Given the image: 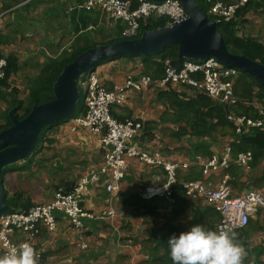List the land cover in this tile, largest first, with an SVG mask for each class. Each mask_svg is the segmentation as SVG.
I'll list each match as a JSON object with an SVG mask.
<instances>
[{"label": "built area", "instance_id": "2783aa9c", "mask_svg": "<svg viewBox=\"0 0 264 264\" xmlns=\"http://www.w3.org/2000/svg\"><path fill=\"white\" fill-rule=\"evenodd\" d=\"M257 0H232L230 3L221 0H206L207 14L215 22H228L235 18L236 11ZM78 8L88 11L101 10L110 18L119 22L122 40H133L141 34V25L148 19H165L164 27H171L187 19V14L178 0H82ZM5 61L0 57V78L3 76ZM164 76L160 80H152L149 76L139 75L135 78L127 77L124 82L112 90L105 89L95 72L84 76L82 87L84 89V112L75 120L76 125L88 128L96 134L101 148L104 151V162L98 174L107 175L104 180L105 192L109 201H115L121 191V181L127 173L131 161L147 167H162L165 171L164 183L161 185L148 184L139 192L142 200L149 201L161 198L172 202L174 189L179 185L185 198L202 197L213 206L220 215V222L216 227L230 230L245 228L250 219L258 213H263L264 197L255 190L245 192L243 195L232 196L228 174L221 176L217 185L203 181H181L176 176L178 169H188L197 166L203 177L217 174L229 167L230 149L223 154H214L203 159L196 157L193 162H171L162 158L158 151L142 148L139 138L144 132L143 125L138 120H116L112 110L124 105L127 97L134 92H141L150 85L159 89H166L170 85L186 87L209 97L213 102L231 107L236 104H246L234 96L233 84L237 72L225 67L213 58L196 61H183L175 66L169 59L164 60ZM240 102V103H239ZM260 118L253 119L246 116H236L228 113L226 118L235 125L237 136L245 135L254 129H264V111L259 110ZM252 161L250 152L237 154L234 163L248 169ZM81 178L71 192L65 188L57 187L52 198L41 205H33L26 210L17 209L11 213L0 214V256L9 251L11 247L23 242L35 245L34 241L43 227L49 234L57 230V217L66 219L75 228L82 230L84 219L92 220L95 217L84 211L77 196L84 188L97 180V175ZM158 179V178H157ZM114 209L103 212L99 219L115 217ZM97 218V217H96ZM35 248V247H34ZM38 261L42 260L44 251L36 249ZM129 264H133L132 262Z\"/></svg>", "mask_w": 264, "mask_h": 264}, {"label": "trees", "instance_id": "16d2710c", "mask_svg": "<svg viewBox=\"0 0 264 264\" xmlns=\"http://www.w3.org/2000/svg\"><path fill=\"white\" fill-rule=\"evenodd\" d=\"M194 1L202 8L206 17L209 20H213V18L207 14V7L209 5L206 0ZM79 2H81V0H79ZM250 4L251 3L244 6V8H248ZM252 6L254 9L264 8V0H258L256 3L253 2ZM81 10H74L73 14L72 12H69V17L71 16L70 21L73 25V32L75 34V38L69 48V51L62 52L42 64L35 76L29 80L24 98H18V91L16 90V87L11 85V78L17 76L21 70V64L19 62L21 56H19V52L12 51L1 57L5 61V66L3 68V76L0 78V103L5 104L6 107L3 110L0 108V132L11 126L7 115L10 109L15 108L16 118H18V120H22L28 115L33 106L41 105L53 99L52 86L65 65L71 63L77 56L91 48L122 40L120 37V28L118 27V31L115 33V36L114 32L110 36L102 35V40L98 41L97 38L90 35L88 32L92 26L94 27L97 23V17H91L86 14L87 12ZM240 10L241 9L236 11L237 13L232 21L218 23V31L230 53L243 55L249 60L257 62L264 67V43L255 38L242 37L237 34L239 22L236 18L239 17L241 13ZM164 25L165 19L163 18L148 19L147 23L141 26V32L160 29L163 28ZM80 30L84 31L82 34L78 35ZM138 38L139 36L136 39ZM14 41L15 38H11L10 35L0 34V44L8 45ZM153 55H158L157 58L161 60L159 63L155 64L154 68H149L148 61L155 56L151 57L148 55L140 58L146 71L152 75L153 79L158 80L162 79L164 76V60L169 59L175 66H179L184 61L177 59L176 47L170 48L163 53ZM135 57L139 56L125 55L117 58L134 59ZM233 92L234 96L240 99V102H247V105L236 104L231 107H226L222 104L213 102L209 97L199 92L194 93L192 97H185L181 93H177L169 89L158 91L156 95V102L164 107V111L160 115V124L171 126V128H169L172 133L171 136L176 139V142H179L183 138H187L186 146L183 148L186 152V158L193 160L196 157L210 158L213 155V148H215V145H217L220 139H230L228 148L230 149L231 162L226 172L231 178L229 181L230 186L236 189L237 192H241L242 190L247 189L248 183L245 184L239 182L243 169L237 166L234 161L237 154L250 152L252 154V161L248 164L250 171L257 169L264 162V129H254L248 134L237 136L235 134V125L229 122L226 116L228 113H231L232 115L246 116L253 119L260 118L258 114L259 110L261 109L264 111V84L259 83L246 74L237 73L233 84ZM83 109V98L80 97L77 102L76 112ZM112 114L114 115V113ZM117 118L118 120L123 121L121 118ZM160 124L153 121H146L143 128L148 130L149 134L152 132L153 128L156 129ZM57 125L58 123H54L50 126V128L52 129ZM46 132L47 128L40 131L36 147L29 155L28 159L21 164L17 163L12 165L7 169V172H25L30 170V166L33 167L36 165L35 157L38 154L36 151L44 142ZM179 149L182 150L181 148ZM192 168L197 169V171H189L187 175L183 176V181L190 182L200 180L201 171L195 166ZM160 170L165 174L162 167H160ZM179 178L181 179V177ZM1 184L3 188L4 202L9 207V209L3 213H11L18 208L26 210L30 207V200L28 198L24 199L22 192H18L13 196L8 195V192L4 187L3 176H1ZM251 185L256 189H260L264 186V168L261 171L260 176L254 177L251 180ZM172 187L175 190H179L183 196V191L179 185H174ZM65 190L66 192H70L73 190V186H65ZM172 197H174V195ZM129 198L133 200L132 205L135 204L145 210L143 212L144 217L157 218L160 216L159 212L156 210L163 208L162 203L160 205H149L154 200L162 201V199L154 198L152 200L145 201L142 200L138 194L130 196L127 195V201ZM175 198V206L178 207V210L173 212L172 215L176 217L180 215L181 217L186 214V210H189L187 218H190V227L194 224H200L207 229L216 230V227L220 222V216L212 207H194L191 204V200L188 198L176 195ZM165 220L166 222L159 228H154L152 226V221H147L145 223L143 234H146V240L143 238L141 240H137L132 237H125L121 239L123 242H130L132 246L139 247L141 253L144 256H148L146 259H142L135 264H172L168 249V239L173 234H178L174 218L171 217L172 224H170L171 222L169 217ZM262 230V226L257 221L251 219L245 228L237 230L235 233L236 239L246 250V256L243 264H263L259 261V259L260 256L264 254V249L261 246L251 248L249 245V235L253 231ZM262 244H264V238L262 239ZM48 253L49 252H45L43 257ZM251 255L255 257V260L251 258Z\"/></svg>", "mask_w": 264, "mask_h": 264}, {"label": "crops", "instance_id": "0c3cea01", "mask_svg": "<svg viewBox=\"0 0 264 264\" xmlns=\"http://www.w3.org/2000/svg\"><path fill=\"white\" fill-rule=\"evenodd\" d=\"M8 1H17L18 3L20 1H24V4L26 3V0H8ZM29 3H32L34 0H29ZM46 1V0H42ZM52 2L56 5V8L53 9V15L55 16H61L60 11L57 10V4H64L68 6V9L70 13H74V10L79 11L81 10L78 8V5L82 3L79 2V0H47ZM65 1V2H63ZM219 1V0H218ZM226 3H230L232 0H221ZM39 2V1H38ZM195 2V1H194ZM258 2V0L256 1ZM254 2V3H256ZM26 3V4H29ZM248 5V4H247ZM253 3L250 4L248 8H244V6L240 7V15L236 20L239 22V24H242L243 26H247V33L242 36L237 33L239 36L242 37H252L257 39L258 41L264 43V34H259V32L262 30L264 31V8L260 9H254ZM198 6V5H197ZM4 7H11L9 5H4ZM200 7V6H198ZM201 8V7H200ZM202 9V8H201ZM238 9V10H239ZM83 11L87 12V15H91L94 18L97 17V21L103 19L104 22H112L113 30H111V34L118 31V27L121 31V26L119 22L113 20L110 18L105 12L101 10H92L88 11L85 9H82ZM81 10V11H82ZM208 10V7H207ZM237 10V11H238ZM204 12V11H203ZM17 13V12H15ZM237 13V12H236ZM71 16L69 17V22L71 23ZM213 21V20H211ZM72 24V23H71ZM144 25V24H142ZM141 25V26H142ZM84 30H80L78 32V35L82 34ZM16 33L14 30H12L10 33L6 32H0V34H8L11 36V38H16L15 36H12L11 34ZM143 32L139 35V37L142 35ZM73 34V32H72ZM86 34V33H85ZM110 34V35H111ZM17 35V33H16ZM109 35V36H110ZM113 36V37H114ZM75 38V34L73 36V39L71 41V44ZM133 40H136L133 39ZM120 41V40H118ZM58 42V40H57ZM116 42V41H115ZM114 43V42H113ZM13 44L10 43L8 45L0 44V57H3L10 53V51L6 52L5 47L12 46ZM99 46V45H98ZM71 47V45H70ZM95 48V47H94ZM92 49V48H91ZM13 52L16 50H12ZM11 51V52H12ZM69 51V50H68ZM155 56L152 57L148 63L149 68H154L156 63H159L161 60L158 59V55H150ZM140 59V60H139ZM44 63V62H43ZM42 63V64H43ZM141 67H144L143 64H141V58L135 57L134 59H127V58H117L112 61L105 62L98 67L94 69L95 73L100 79L101 85L108 90L113 89L116 86L121 85L125 79L121 78L118 73L121 70L128 71V72H134L139 73L141 71ZM133 74V73H132ZM134 75H143V74H134ZM123 79V80H122ZM122 80V81H121ZM158 80V79H154ZM121 81V82H120ZM149 86L148 88L142 90L141 92L134 93L130 95L129 100L121 107L114 108L112 113L113 118L118 120L117 117L121 118L123 121L126 120L127 117L125 116L126 111L124 109H129V113L131 117L127 120H138L142 123L144 127V123L146 121H153L157 124L160 122V115L164 111V107L156 102V95L157 92L160 90H167L166 89H159L155 93L153 90H155L154 87ZM156 87V86H155ZM79 88L81 89V96H84V89L80 85ZM157 88V87H156ZM186 89V88H185ZM151 90L153 93H151ZM192 90L193 93H198L193 89H187ZM183 95V94H182ZM140 96V100L143 101V106L141 108L138 107V104H136L135 100H138V97ZM185 97H192V95H186ZM153 101L155 103L154 109L148 108L149 103ZM0 103V108H1ZM2 109V108H1ZM13 109V108H12ZM11 110V109H10ZM9 112V111H8ZM78 112V113H77ZM75 112V114L65 122H59L57 126L47 130L45 134V140L52 141L53 144L51 147H54L56 150L63 149L64 147L69 146L67 149H74L77 152H85L88 154L87 157L89 158V164L87 165L86 171L83 174L81 178L84 177H90L93 174H98L99 169L101 165L104 162V151L100 146L99 139L97 138L96 134H93L90 132L88 128L81 127L76 125L75 120L78 117H81L83 115V110H79ZM8 115V114H7ZM117 116V117H116ZM133 118V119H132ZM120 121V120H118ZM121 121V122H123ZM69 125L68 127H66ZM70 126L74 128H78L75 132L74 128H69ZM159 127V126H158ZM69 128V129H68ZM170 130V129H168ZM152 133V132H151ZM149 133V134H151ZM139 142L142 148H146L149 150L158 151L163 159L166 161L171 162H193L195 160L188 159V158H182V159H174V160H168L166 159L162 153V146L161 144L151 136L148 139V130H145L139 138ZM173 141L176 142V139L173 138ZM230 142L229 138L224 139L223 146L220 149H217L216 147L213 148V155L218 154L221 155L223 152L228 148V144ZM43 143L40 145L39 149L42 147ZM46 145V142L45 144ZM47 147V146H45ZM39 149L36 152H39ZM73 151V150H72ZM80 156V155H78ZM212 157V156H211ZM202 158V157H200ZM28 159V158H27ZM26 159V160H27ZM170 159V158H169ZM188 159V160H186ZM25 160V161H26ZM24 162V161H23ZM22 162H18V164H21ZM17 164V163H16ZM14 165V164H13ZM138 167L137 176L134 173L135 168ZM12 166V165H11ZM11 166L4 168L1 176H5L7 172V169ZM195 165H192L190 168L186 169H178L176 171V176L179 180L183 181V176L187 175L189 171L194 170L197 171V169L192 168ZM230 166V165H229ZM197 167V166H195ZM262 167V170L264 168V162L259 166ZM198 168V167H197ZM32 167L30 166V170ZM199 169V168H198ZM228 169V168H227ZM221 170L217 174L203 177L201 175L200 180L197 181H203V182H211L214 185H217L221 179V176L224 174H228L226 170ZM200 170V169H199ZM260 169L254 170V177L260 176ZM140 171V172H139ZM11 172V171H9ZM21 172V171H20ZM28 172V171H25ZM250 172L244 171V174H247ZM229 175V174H228ZM164 176L165 174L162 173L160 168L157 167H147L141 164H138L137 162L131 161L127 173L125 177L121 181V192L118 196V198L115 201H109L107 194L105 192V185L104 180L106 179L107 175L98 174L97 180L93 183L87 185L84 190L77 196V201L80 205V207L92 214L95 219L87 220L84 219L82 221L83 229L81 230L83 234H86V241L90 239H97L98 240V250H88V244H84L81 240H79L78 237H80L78 231L72 224H70L66 219L57 217V230L54 235H52L50 240L52 241L49 244H42L40 242V239L38 237L42 235V233H47L43 227H40L39 234L37 235V238L35 239L34 247L36 249H40L45 252H49L42 258V260L38 261V264H126V262H132L133 264L138 263L142 259H146L148 256H144L139 247L132 246L130 242H122L121 239L125 237H132L137 240H141V231L143 229V225L146 221H152V226L154 228H159L163 223L164 220L163 214L166 213V217H169L170 224H172L171 217L174 218V223H176L177 228V234L179 235L183 231H187L190 228V218H187V215L189 214V210H186V214L180 217L172 215L173 212L177 211L178 207L175 206V195L184 197L181 195L179 190H175L174 188V197H172V202H168L164 199L161 200H154L150 203L149 206L152 205H160L162 203V207L160 209H157L156 211L159 212L160 216L157 218H146L143 216L144 209L136 206L135 204L132 205V199L129 198L127 201L126 197L127 195H133L138 194L139 196V186L140 183L143 184V186L148 184L153 185H161L164 183ZM181 177V179L179 178ZM230 177V175H229ZM80 178V179H81ZM158 178V179H157ZM79 179V180H80ZM231 179V178H230ZM78 180V181H79ZM246 178L243 176L240 177L239 182L244 183ZM78 181L74 182H66L65 186L75 188ZM132 181L137 183H132ZM230 181V180H229ZM191 182V181H190ZM230 185V184H229ZM231 187V186H230ZM232 190V187H231ZM255 190V189H250ZM248 190V191H250ZM72 191V190H71ZM70 191V192H71ZM259 192L264 197V186L258 190H255ZM24 199L26 198V193L23 191ZM243 192V191H242ZM239 194L236 193V195H243L245 191ZM247 192V191H246ZM14 194V193H13ZM234 195L235 197H238ZM233 196V194H232ZM140 197V196H139ZM161 199V198H160ZM191 200V204L194 207L199 208H205V207H212L217 213L218 211L211 205H209L202 197H195V198H188ZM34 202V200H32ZM42 203V204H46ZM119 204V205H118ZM41 205V204H36ZM118 205L119 209H122V211L119 213L116 212L115 207ZM33 206V205H32ZM31 207V206H30ZM114 209L116 215L115 217H106L105 219L100 220L99 216L103 212H108L110 209ZM21 209V208H18ZM17 210V209H15ZM155 211V210H154ZM219 214V213H218ZM220 216V215H219ZM97 217V218H96ZM166 218V219H167ZM252 220L257 221L263 228L262 231H253L249 235V245L251 248L256 246H261L264 249V244H262V239L264 238V218L263 213H258L256 216L251 218ZM250 219V220H251ZM162 220V221H161ZM161 221V222H159ZM129 223V225H127ZM177 235V236H178ZM38 239V240H37ZM94 242V241H93ZM88 243V242H87ZM97 244V242H95ZM86 249V251H85ZM127 258V259H126ZM251 258L255 260V257L251 255ZM259 261L264 264V254L260 256Z\"/></svg>", "mask_w": 264, "mask_h": 264}, {"label": "rangeland", "instance_id": "374dc122", "mask_svg": "<svg viewBox=\"0 0 264 264\" xmlns=\"http://www.w3.org/2000/svg\"><path fill=\"white\" fill-rule=\"evenodd\" d=\"M29 2V0H26V3ZM26 3L24 4V1H20L18 3L17 1L11 2L8 0H0V32L10 33L14 30L17 33V35L14 32L11 34L16 37L15 41L12 42V46L5 47V50L6 52L16 50L19 52V56H21L19 59L21 70L17 76L11 78V85L16 87V90L18 91V98L20 99L25 97L26 87L29 80L35 76L37 71L42 66V63L56 57L62 52L68 51L74 36L73 25L69 22L70 11L67 5L57 4V10L60 11L61 16H55L53 15V9L54 7L56 8V5L50 1L34 0L32 3ZM4 5H9L11 7L7 8L4 7ZM146 23L147 22H145V24ZM111 30H113L112 22H104L103 19H101L98 20L95 26H92L88 32L100 41L102 40V35H110ZM238 32L244 36L247 33V26L245 27L242 24H239ZM259 34H264L263 28ZM134 74L148 75L152 80H154L152 75L148 73L144 67H141V71L139 73L124 70H121L118 73V75L123 79H126L127 77L135 78L139 76ZM150 86L155 88V90H153L154 93L159 90L155 87V85ZM185 88L186 87H175L174 85H170L168 89L181 93L183 96L194 95L192 90H187V88ZM151 93H153L152 90ZM130 95L127 97L125 103L129 100ZM135 102L138 104L139 108L143 106V101L140 100V96L138 97V100H135ZM156 105L153 101H151L148 108L154 109ZM1 106L2 110L6 107L3 103H1ZM124 111H126L125 116L131 117L129 109H124ZM129 117H127L126 120L130 119ZM68 126L69 125L66 127ZM69 128L74 127L70 126ZM169 128H171L170 125L160 124L156 129H152V133L148 134V139L151 136L161 144L162 153L166 159L168 158V160H174L186 158V152L183 148L186 146L187 138H183L179 142H174L171 136L172 133L168 130ZM77 129L78 128H74L73 132ZM51 130L52 129L49 131ZM45 142L46 145H44ZM223 143L224 140L220 139L215 147L220 149L223 146ZM52 144L53 142L48 140L43 142L42 147L39 149V152L35 157L36 165H34L28 172L11 171L5 174L4 187L9 196H13L19 191H23L26 193L25 197L30 200V206L42 204L48 202L52 198V195L57 187L65 188V185L63 184L66 182L78 181L83 176L87 165L89 164V158L87 157L88 154L86 151L77 152L74 149H67L69 146L56 150L54 147H51ZM138 167L139 166L137 165V168L134 170L136 176L138 175ZM242 169L244 171H248L249 167L248 169ZM257 169L262 170V167H258ZM243 170L241 174L244 178H246L244 183H248V185L247 189L242 191L246 192L253 188L251 180L254 178V170L248 172L247 174H244ZM132 183L134 184L137 182L132 181ZM143 187V184L140 183L139 189H142ZM253 189L258 190L256 188ZM236 193L240 192H237L236 189L232 188L233 196L236 195ZM32 200H34V202H32ZM118 205L115 207L117 213L122 211V209H119ZM165 216L166 213L163 214L162 218L164 223L166 222ZM145 223L141 231V238L146 240L147 236L145 233L143 234ZM127 225H129V223H127ZM77 230H79V240H81L85 245L88 244V250H98L97 248L99 245L97 239H90L86 241V234H83L80 229ZM54 234H49L48 232L42 233L38 239H40L42 244H49L52 242L50 237ZM95 242H97V244ZM96 263L97 262H95V264ZM126 264H128V262H126Z\"/></svg>", "mask_w": 264, "mask_h": 264}, {"label": "water", "instance_id": "95a60500", "mask_svg": "<svg viewBox=\"0 0 264 264\" xmlns=\"http://www.w3.org/2000/svg\"><path fill=\"white\" fill-rule=\"evenodd\" d=\"M161 2L163 0H153ZM187 19L171 27L145 31L136 40H120L89 49L65 65L52 86L53 99L33 106L22 120L16 109L8 112L11 126L0 132V214L9 207L4 202L1 174L34 151L40 131L70 119L76 112L80 94L78 80L102 63L125 55L146 57L176 47L177 59L184 61L215 59L225 67L264 84V67L243 55L232 54L218 31V22L209 20L194 0H178Z\"/></svg>", "mask_w": 264, "mask_h": 264}, {"label": "clouds", "instance_id": "9594fccd", "mask_svg": "<svg viewBox=\"0 0 264 264\" xmlns=\"http://www.w3.org/2000/svg\"><path fill=\"white\" fill-rule=\"evenodd\" d=\"M84 76L78 80L79 86ZM80 97L84 103V96ZM168 249L172 264H243L246 256L245 248L230 230L223 227L211 230L200 224L192 225L189 230L181 232L178 236H170ZM38 259L35 248L23 242L0 256V264H38Z\"/></svg>", "mask_w": 264, "mask_h": 264}, {"label": "flooded vegetation", "instance_id": "af4514ba", "mask_svg": "<svg viewBox=\"0 0 264 264\" xmlns=\"http://www.w3.org/2000/svg\"><path fill=\"white\" fill-rule=\"evenodd\" d=\"M141 191V189L139 190V192Z\"/></svg>", "mask_w": 264, "mask_h": 264}]
</instances>
